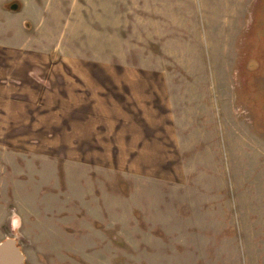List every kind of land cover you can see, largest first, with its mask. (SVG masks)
<instances>
[{
    "label": "rangeland",
    "instance_id": "obj_1",
    "mask_svg": "<svg viewBox=\"0 0 264 264\" xmlns=\"http://www.w3.org/2000/svg\"><path fill=\"white\" fill-rule=\"evenodd\" d=\"M6 238L23 264H264V0H0Z\"/></svg>",
    "mask_w": 264,
    "mask_h": 264
},
{
    "label": "water",
    "instance_id": "obj_2",
    "mask_svg": "<svg viewBox=\"0 0 264 264\" xmlns=\"http://www.w3.org/2000/svg\"><path fill=\"white\" fill-rule=\"evenodd\" d=\"M18 6L13 5L12 9L16 10ZM24 254L17 245L16 240L7 239L0 245V264H23Z\"/></svg>",
    "mask_w": 264,
    "mask_h": 264
},
{
    "label": "crops",
    "instance_id": "obj_3",
    "mask_svg": "<svg viewBox=\"0 0 264 264\" xmlns=\"http://www.w3.org/2000/svg\"><path fill=\"white\" fill-rule=\"evenodd\" d=\"M128 120H129V119H128ZM11 218H12V217H11ZM1 219H4L3 221L6 222V221L8 220V216H5V217H3V218H1ZM11 221H12V219H11ZM7 239H12V238H6L4 241H6ZM4 241H3V242H4ZM3 242H2V243H3ZM2 243H1V244H2ZM16 243H17V242H16ZM1 244H0V245H1Z\"/></svg>",
    "mask_w": 264,
    "mask_h": 264
}]
</instances>
